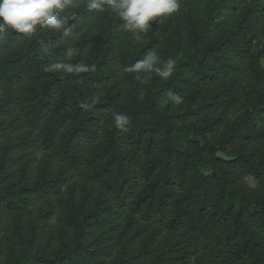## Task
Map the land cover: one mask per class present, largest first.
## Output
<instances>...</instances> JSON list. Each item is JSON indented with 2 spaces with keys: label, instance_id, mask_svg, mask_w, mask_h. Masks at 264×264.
Returning <instances> with one entry per match:
<instances>
[{
  "label": "trees",
  "instance_id": "1",
  "mask_svg": "<svg viewBox=\"0 0 264 264\" xmlns=\"http://www.w3.org/2000/svg\"><path fill=\"white\" fill-rule=\"evenodd\" d=\"M87 5L0 33V264H264V0L139 38ZM150 50L168 78L127 70Z\"/></svg>",
  "mask_w": 264,
  "mask_h": 264
},
{
  "label": "clouds",
  "instance_id": "2",
  "mask_svg": "<svg viewBox=\"0 0 264 264\" xmlns=\"http://www.w3.org/2000/svg\"><path fill=\"white\" fill-rule=\"evenodd\" d=\"M69 0H0V33L12 29L17 33L31 35L37 30V26H47L53 30H64L67 35L70 29L64 27L66 21L58 18L57 10L66 6ZM88 8L103 12L106 8L114 11L123 21L122 28L125 31L137 34L147 32L150 21L159 17L171 15L179 10V0H88ZM54 68H63L71 71H87L85 65H61ZM175 67L172 58L163 61L155 51L150 50L142 60L132 65L129 71L155 72L161 78H168ZM168 100L174 105L183 102V97L172 92L168 94ZM128 121L127 115L116 114L117 127H123Z\"/></svg>",
  "mask_w": 264,
  "mask_h": 264
},
{
  "label": "rangeland",
  "instance_id": "3",
  "mask_svg": "<svg viewBox=\"0 0 264 264\" xmlns=\"http://www.w3.org/2000/svg\"><path fill=\"white\" fill-rule=\"evenodd\" d=\"M263 64H264V60H263Z\"/></svg>",
  "mask_w": 264,
  "mask_h": 264
}]
</instances>
